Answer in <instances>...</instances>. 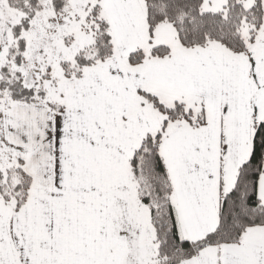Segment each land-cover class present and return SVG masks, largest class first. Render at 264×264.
Instances as JSON below:
<instances>
[{
  "label": "snow or ice",
  "instance_id": "1",
  "mask_svg": "<svg viewBox=\"0 0 264 264\" xmlns=\"http://www.w3.org/2000/svg\"><path fill=\"white\" fill-rule=\"evenodd\" d=\"M0 264H264V0H0Z\"/></svg>",
  "mask_w": 264,
  "mask_h": 264
}]
</instances>
